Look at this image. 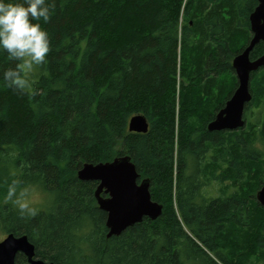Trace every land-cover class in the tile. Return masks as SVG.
Masks as SVG:
<instances>
[{
    "label": "trees",
    "instance_id": "16d2710c",
    "mask_svg": "<svg viewBox=\"0 0 264 264\" xmlns=\"http://www.w3.org/2000/svg\"><path fill=\"white\" fill-rule=\"evenodd\" d=\"M46 3L50 52L30 75L34 94L0 79V231L52 264H264V67L250 75L244 127L207 130L237 86L232 61L258 0ZM263 53L260 42L250 60ZM14 66L0 53V73ZM136 115L146 133L129 132ZM124 156L162 213L107 237L98 183L77 173ZM14 179L50 203L21 216L4 200Z\"/></svg>",
    "mask_w": 264,
    "mask_h": 264
},
{
    "label": "water",
    "instance_id": "95a60500",
    "mask_svg": "<svg viewBox=\"0 0 264 264\" xmlns=\"http://www.w3.org/2000/svg\"><path fill=\"white\" fill-rule=\"evenodd\" d=\"M249 22L252 38L248 46L232 61L237 86L224 107L207 125L210 132L233 131L245 125L244 109L251 101L250 75L264 67V53L254 61L249 57L257 44L264 43V0H258ZM128 130L146 133V118L142 115L133 116L128 122ZM77 177L81 181L98 183L94 196L99 209L106 213L107 237L120 235L144 218L156 220L161 216L162 206L151 200L149 181L140 180V175L128 156L105 164H84ZM256 201L264 207V182L256 193ZM18 254L26 258L27 264H52L34 257V245L26 236L6 235L0 241V264H16Z\"/></svg>",
    "mask_w": 264,
    "mask_h": 264
},
{
    "label": "clouds",
    "instance_id": "9594fccd",
    "mask_svg": "<svg viewBox=\"0 0 264 264\" xmlns=\"http://www.w3.org/2000/svg\"><path fill=\"white\" fill-rule=\"evenodd\" d=\"M51 15L46 0H0V53L15 64L0 73V79L13 90L34 94L30 75L47 62L50 52L49 33L40 21L47 24ZM19 185L15 179L8 184L5 202L11 201L21 216H35L38 210L29 189Z\"/></svg>",
    "mask_w": 264,
    "mask_h": 264
},
{
    "label": "rangeland",
    "instance_id": "374dc122",
    "mask_svg": "<svg viewBox=\"0 0 264 264\" xmlns=\"http://www.w3.org/2000/svg\"><path fill=\"white\" fill-rule=\"evenodd\" d=\"M29 189V199L31 200L32 206L38 209H44L47 204L50 203V198L48 195L43 194L39 189L37 188H28ZM220 189V186L217 184H212L208 190H205V192L209 193L210 196L214 197L217 196L218 190ZM6 237V234L3 231H0V241Z\"/></svg>",
    "mask_w": 264,
    "mask_h": 264
}]
</instances>
